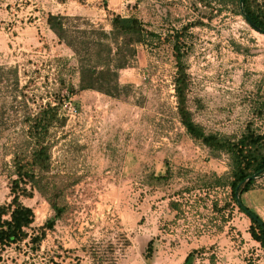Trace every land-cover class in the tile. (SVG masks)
<instances>
[{
  "label": "rangeland",
  "instance_id": "374dc122",
  "mask_svg": "<svg viewBox=\"0 0 264 264\" xmlns=\"http://www.w3.org/2000/svg\"><path fill=\"white\" fill-rule=\"evenodd\" d=\"M194 1L88 0L83 14L79 7L67 10L73 12L71 24L107 30L110 12H134L162 34L201 20L204 25L190 29L192 51L186 61L194 120L206 132L229 137H239L250 121L264 133V116L253 117L254 100L264 93V34L233 13L231 4L214 11L209 21L208 8L194 7ZM57 2L0 0V204L10 199L13 154L28 149L26 118L49 103L57 120L48 137V179L63 188L60 202L66 205L37 252L11 246L0 264H43L53 255L62 264H182L192 249L211 245L214 249L196 257L195 264L210 263L212 253L215 264H264L261 244L248 233L247 215L231 203L223 223L214 209V203L220 208L228 202L230 190L212 186L211 174L225 173L229 161L191 139L179 122L168 47H137L133 63L119 71L120 84L130 85L127 96L92 90L68 95L60 88L59 59L74 63L73 52L57 43L45 21L49 12L60 10ZM77 79L74 72L73 84ZM63 101L77 113L63 114ZM167 169L168 179L152 177ZM258 180L263 186L264 176ZM170 200L181 203V210H171ZM22 201L34 211V227L53 213L37 191ZM242 201L264 220V189L244 194ZM151 238L148 261L144 252Z\"/></svg>",
  "mask_w": 264,
  "mask_h": 264
},
{
  "label": "trees",
  "instance_id": "16d2710c",
  "mask_svg": "<svg viewBox=\"0 0 264 264\" xmlns=\"http://www.w3.org/2000/svg\"><path fill=\"white\" fill-rule=\"evenodd\" d=\"M75 1L83 4L85 0ZM197 3L208 8L206 18L209 21L214 17V11L218 12L221 7L230 4L233 13L242 15L239 0H195L194 7ZM243 12L264 34V0H243ZM108 16L110 28L107 30L100 25L89 24L82 27L73 25L70 21L71 16L66 14L49 12L46 15V25L57 38V43L69 48L75 59L74 63L67 58L59 59L64 74L59 80L60 88H65L68 95L92 90L113 98L127 96L130 85L120 84L119 71L133 63L137 47L144 44L156 49L160 44L166 45L175 67L173 84L179 122L191 139L207 147L215 157L225 154L229 161L228 170L225 173L220 176L211 174L213 179L209 183L212 186L228 187L230 190L228 202L220 208L214 203V209L222 213V222L226 223L228 219L223 211L230 207L231 203L236 205L239 211L249 218L248 233L253 240L261 244L264 251V229L257 220L248 215L246 210L252 212L263 225L264 220L253 207L247 206L242 201L244 194L255 189H264V185L257 186L258 178L245 180L253 174L264 176V133L259 132L253 121L246 124L239 137L206 132L203 126L194 120L188 105L189 75L186 61L192 51L189 33L192 26L204 25V22L197 19L181 26H171L162 34L147 26L134 12L128 16L110 12ZM169 17L168 13L163 16L166 21L170 20ZM244 19L246 20L245 17ZM246 22L248 23L247 20ZM74 72L78 75L75 84L71 80ZM263 116L264 93L256 96L253 105V117L262 118ZM26 119L28 149L13 154L11 166L14 177L9 180L10 199L0 204V263L3 261L5 249L11 246L19 249L21 246H28L30 251L37 252L48 231L54 230L56 221L66 210V205L60 202L64 194L63 188L50 184L48 179L52 147L48 137L50 127L57 120L56 107L48 103L35 115L28 116ZM57 122L59 126H62L64 119ZM169 176V169L165 174L156 176L152 174V177L159 181L166 180ZM237 186L241 204H238L236 199ZM34 191L46 198L53 211L51 216L36 227L33 226L35 219L33 209L22 201L24 198L33 197ZM168 206L171 210H181V203L178 201L170 200ZM221 230L222 228L219 227V231ZM153 244L154 240L151 238L145 248L144 254L148 261L153 256ZM214 247L211 245L192 249L185 256L182 264H195L196 257ZM56 256H50L43 264H62L56 260ZM215 258L213 253L209 255L211 264H215Z\"/></svg>",
  "mask_w": 264,
  "mask_h": 264
},
{
  "label": "crops",
  "instance_id": "0c3cea01",
  "mask_svg": "<svg viewBox=\"0 0 264 264\" xmlns=\"http://www.w3.org/2000/svg\"><path fill=\"white\" fill-rule=\"evenodd\" d=\"M58 1V0H57ZM86 3H88V0H85L83 4L75 1V0H67L65 2H57L58 6L60 7V10L58 12H51V13H61V14H66V15H69V14H72L73 12H70V10H67V7L68 6H71L73 8L75 7H79V11H81L83 5H86ZM115 10V9H114ZM74 12H76V10H74ZM86 11H81V12H78L79 14H83L85 13ZM49 29V28H48ZM49 31L53 34V32L49 29ZM54 35V34H53ZM205 264H210L208 261L205 262ZM218 264V262H217Z\"/></svg>",
  "mask_w": 264,
  "mask_h": 264
},
{
  "label": "water",
  "instance_id": "95a60500",
  "mask_svg": "<svg viewBox=\"0 0 264 264\" xmlns=\"http://www.w3.org/2000/svg\"><path fill=\"white\" fill-rule=\"evenodd\" d=\"M239 9H240V12H241L242 16H244V17L246 18V20L248 21L249 25H251L254 29L260 31V29H258V28L253 24V22L249 19V17L246 16V15L244 14V12H243V0H239ZM262 175H263V174H261V175L253 174V175H250V176L246 177L245 180H248V179H254V178H259V177H261ZM238 186H239V185H238ZM238 186H237V189H236V199H237L238 204H241V202H240V200H239V197H238V193H237ZM246 212L248 213V215H249L251 218L257 220L258 223H259V224L263 227V229H264V225H263V223H262L261 220H259V219H258V218H257L252 212H250L249 210H246Z\"/></svg>",
  "mask_w": 264,
  "mask_h": 264
},
{
  "label": "built area",
  "instance_id": "2783aa9c",
  "mask_svg": "<svg viewBox=\"0 0 264 264\" xmlns=\"http://www.w3.org/2000/svg\"><path fill=\"white\" fill-rule=\"evenodd\" d=\"M61 109L63 110V114H68V115H75L77 113L76 107H74L70 101H63L61 105Z\"/></svg>",
  "mask_w": 264,
  "mask_h": 264
}]
</instances>
